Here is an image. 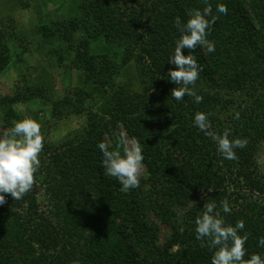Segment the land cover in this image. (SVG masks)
Wrapping results in <instances>:
<instances>
[{
    "label": "trees",
    "instance_id": "1",
    "mask_svg": "<svg viewBox=\"0 0 264 264\" xmlns=\"http://www.w3.org/2000/svg\"><path fill=\"white\" fill-rule=\"evenodd\" d=\"M78 1V17L54 24L55 29L43 26L41 37L69 43L78 29L84 33L70 63L102 91L100 116L90 114L72 137L43 149L36 182L21 200L5 194L0 264H211L215 249L201 247L195 232L204 203L211 201L227 224L244 221L239 234L248 233L245 259L253 253L264 257L259 246L264 172L256 160L264 142V0H207L218 17L207 36L215 52L198 46L191 53L202 69L190 86L203 97L201 103L171 96L178 86L168 78L175 69L168 59L181 36L175 19L185 24L190 11L203 10L205 0ZM218 4L227 6L226 15L217 12ZM9 37L0 22V75L22 62L21 54L12 59ZM99 40L106 43L103 51L92 45ZM131 62L141 79L136 92L111 81ZM46 92L42 85L23 83L12 97L0 96L2 132L23 119L14 107L18 103L45 99L53 118L82 112L84 98L77 92L73 99L52 100ZM197 112L208 114L210 131L222 134L229 128V139H247L246 147L235 149L237 159H225L194 124ZM120 135L140 143L146 170L139 187L127 193L106 175L98 148L105 142L123 154ZM225 199L227 214L221 207ZM159 224L170 230L163 245L157 242Z\"/></svg>",
    "mask_w": 264,
    "mask_h": 264
},
{
    "label": "clouds",
    "instance_id": "2",
    "mask_svg": "<svg viewBox=\"0 0 264 264\" xmlns=\"http://www.w3.org/2000/svg\"><path fill=\"white\" fill-rule=\"evenodd\" d=\"M203 10L193 9L188 13L189 19L181 24L179 17L175 19V25L181 33L176 41L174 54L168 59L175 65L170 70L168 78L178 87L171 90V96L179 101L184 97L192 96L196 103H201L203 97L197 95L192 87L199 79L201 68L192 52L198 46L206 48L207 52H215V43L208 40V29L218 19L212 15V7L205 0ZM217 12L226 15L227 6L218 4ZM211 16V19L207 17ZM188 54L184 55L183 50ZM239 119V112L234 114ZM194 124L211 137L218 146V151L225 159H237L235 149L247 145V139H229L231 129L225 128L222 134L210 131L211 124L208 114L197 112L194 116ZM119 145H124L123 154L117 147L110 150L109 145L100 142L98 148L103 155V166L106 175L115 177L121 184L120 191L127 193L130 189L139 187L143 165V149L135 139L129 140L125 135H120ZM44 136L41 125L35 119L25 116L22 120L14 122L13 127L0 135V205L6 203L5 194H10L13 200H21L33 188L36 180L35 174L40 167L39 155L43 150ZM224 213H230L228 201H221ZM204 211L195 221L196 239L201 241V247L215 249L211 257V264H264V257L253 253L245 259V243L248 233L240 235L244 229V221L238 220L235 225L227 224L224 216L217 211L215 201L204 203ZM206 241V243H205ZM259 246L264 247V237L259 239ZM73 264H79L74 261Z\"/></svg>",
    "mask_w": 264,
    "mask_h": 264
},
{
    "label": "rangeland",
    "instance_id": "3",
    "mask_svg": "<svg viewBox=\"0 0 264 264\" xmlns=\"http://www.w3.org/2000/svg\"><path fill=\"white\" fill-rule=\"evenodd\" d=\"M78 2V0H0V22L10 36L8 44L10 55L13 60L19 54L22 58L21 63H11L1 73L0 96L12 97L15 89L26 83L28 87L38 84L48 88L46 98L49 97L51 100L60 97L73 99L75 92L84 98L81 113L63 114L56 118L51 116V108L45 99L42 102L36 101V105L18 103L14 106L23 118L28 116L40 123L44 136L43 149L57 147L72 137L85 126L87 116L90 114L100 116L98 109L103 102L102 91L86 82L81 71L70 63L72 51L76 50L78 40L84 33L78 29L69 43L57 36L48 42L41 37L40 28L43 26L55 29L54 24L64 22L69 17L70 19L78 17L76 14ZM92 45L98 51H103L106 47V43L101 40ZM60 56L63 57L61 63ZM118 74L111 80L114 86L123 85L135 92L140 90L141 79L135 63H129L127 67L120 69ZM105 90L109 91V88L106 87ZM2 134L0 128V135ZM256 160L260 170L264 172V142L257 148ZM145 177L146 170L143 167L139 180ZM179 219L181 220V214ZM169 235L170 230L159 224L158 244L163 245Z\"/></svg>",
    "mask_w": 264,
    "mask_h": 264
}]
</instances>
